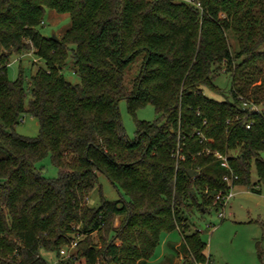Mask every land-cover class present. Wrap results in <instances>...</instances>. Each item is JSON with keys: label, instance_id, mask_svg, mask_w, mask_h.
I'll return each instance as SVG.
<instances>
[{"label": "trees", "instance_id": "1", "mask_svg": "<svg viewBox=\"0 0 264 264\" xmlns=\"http://www.w3.org/2000/svg\"><path fill=\"white\" fill-rule=\"evenodd\" d=\"M46 8L70 16L57 40L38 30ZM30 51L46 67L31 75L26 106L21 75L10 80L7 70L13 53ZM69 60L79 83L62 74ZM222 71L232 86L214 100L204 89L223 96L212 83ZM123 99L134 119L146 105L159 116L135 119L132 139ZM23 113L37 120L36 137L15 132ZM263 152L264 0H0V264H49L40 251L59 254L75 231L86 245L58 264H148L159 234L174 229L202 261L205 244L198 231L185 234L187 216L214 208L229 169L237 185L254 188L253 167L264 182ZM47 155L55 178L36 168ZM99 174L125 198L100 192L90 207Z\"/></svg>", "mask_w": 264, "mask_h": 264}, {"label": "rangeland", "instance_id": "2", "mask_svg": "<svg viewBox=\"0 0 264 264\" xmlns=\"http://www.w3.org/2000/svg\"><path fill=\"white\" fill-rule=\"evenodd\" d=\"M70 27V16L67 13H58L54 9L46 8L43 22L38 27L40 33L45 37H60L65 30ZM230 43L234 40L230 37ZM139 59V58H138ZM137 59V60H138ZM125 71V85L130 86L136 74L138 61ZM43 60L38 58L32 51L17 55L13 53L9 59L8 77L15 80L21 75L23 86L26 90L25 105H28L30 95L27 93L29 80L38 68H45ZM62 74L71 83H79V77L75 73L71 60L62 69ZM213 87L221 91L223 96L213 90L205 88L204 93L207 97L214 100H223L229 96L232 86L231 77L225 72H219L212 79ZM121 122L129 139L134 137L135 119L144 121H154L159 116L152 105H146L136 112L134 117L128 112L126 100L118 103ZM22 119V120H21ZM15 132L26 137H36L39 133L37 120L27 113H23L19 122L15 125ZM264 158V152L262 153ZM36 168L46 178H55L58 169L53 165L50 155L45 156L36 162ZM250 182L253 189L244 185L234 187V197L228 202L224 211V218L218 217L217 211L210 207L205 212L194 209L187 216L190 225L185 234L198 231L200 238L205 244L203 250L204 259L193 261L185 255V244L183 235L178 229L163 231L159 234L158 242L154 248L153 255L149 259L150 264H264V182H259L254 167L252 168ZM100 192L108 200H117L124 197L120 188L112 185L102 174L98 175V183L88 195L87 204L95 207L100 202ZM123 219V218H122ZM114 217L113 225L119 226L122 220ZM77 229V226H76ZM99 232H94L89 241L91 245L98 244L97 237ZM73 238L78 241V246L86 245L85 236L74 232ZM41 256L49 264H58V250L40 251ZM85 264L84 260L76 262ZM101 264V263H100Z\"/></svg>", "mask_w": 264, "mask_h": 264}, {"label": "built area", "instance_id": "3", "mask_svg": "<svg viewBox=\"0 0 264 264\" xmlns=\"http://www.w3.org/2000/svg\"><path fill=\"white\" fill-rule=\"evenodd\" d=\"M250 109H257L255 105H251ZM197 135L200 136L201 141H204L205 138L202 136L201 133L197 132ZM209 153V150H207ZM179 150L177 149L175 152V156H178ZM216 159L220 161L221 166L226 167L227 169L229 168L228 166V161L226 155H223L219 152H214L213 153ZM223 182L226 185V189L223 191H219L216 193L214 196V209L218 213V217L223 219L224 218V211L225 208L228 205V202L234 197V187L237 185L238 181V175H236L232 170L229 169L228 173H225L222 177ZM78 241L76 238H73L70 241V244L67 247H63L59 250V255L61 257H66V258H73V254L75 253V250L77 248Z\"/></svg>", "mask_w": 264, "mask_h": 264}, {"label": "water", "instance_id": "4", "mask_svg": "<svg viewBox=\"0 0 264 264\" xmlns=\"http://www.w3.org/2000/svg\"><path fill=\"white\" fill-rule=\"evenodd\" d=\"M53 39L57 40V37L56 36H52ZM193 175V172L192 171H189V176L191 177ZM121 219L123 218L122 216L120 217Z\"/></svg>", "mask_w": 264, "mask_h": 264}, {"label": "crops", "instance_id": "5", "mask_svg": "<svg viewBox=\"0 0 264 264\" xmlns=\"http://www.w3.org/2000/svg\"><path fill=\"white\" fill-rule=\"evenodd\" d=\"M119 218H120V217H119ZM185 255H186V253H185ZM148 264H150L149 261H148Z\"/></svg>", "mask_w": 264, "mask_h": 264}]
</instances>
